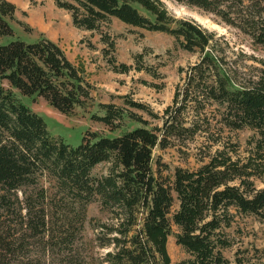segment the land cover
Instances as JSON below:
<instances>
[{
	"label": "trees",
	"instance_id": "trees-1",
	"mask_svg": "<svg viewBox=\"0 0 264 264\" xmlns=\"http://www.w3.org/2000/svg\"><path fill=\"white\" fill-rule=\"evenodd\" d=\"M174 1L220 18L264 48V0ZM55 4L70 14L77 29L98 32L115 19L165 33L183 50L198 53L199 61L181 69L186 87L165 109L162 127H138L115 137L88 132L79 146L71 147L50 136L44 120L14 90L72 115L91 99L82 70L46 38L0 44V264H54L55 255H63L58 264H73L86 208L94 202L118 219L117 236L103 244L114 246L106 255L108 264H170L167 242L174 228L176 244L188 255L178 264H229L222 250L231 243L223 229L233 221L232 210L264 218V188L257 189L251 180L264 170L252 160L241 163L219 152L194 171L176 169L169 182L154 175L152 153L157 146L167 147L172 137L186 139L197 131L182 116L191 102L215 103L223 109L227 128L255 130L258 147L264 149V69L256 78L238 82L218 54L216 35L193 20L175 18L161 0ZM16 11L14 4L0 0V37L13 35L5 17L13 19ZM101 41L114 47L105 34ZM117 71L128 68L121 65ZM101 108L105 113L96 120L114 132L124 112L113 104ZM101 163L110 164L108 174L96 177L92 171ZM43 178L50 181L51 192L41 185ZM175 202L178 209L172 212ZM139 215L142 228L134 230ZM236 264H242L239 258Z\"/></svg>",
	"mask_w": 264,
	"mask_h": 264
},
{
	"label": "rangeland",
	"instance_id": "rangeland-1",
	"mask_svg": "<svg viewBox=\"0 0 264 264\" xmlns=\"http://www.w3.org/2000/svg\"><path fill=\"white\" fill-rule=\"evenodd\" d=\"M7 1L14 4L17 11L13 19L5 17L13 35L1 36L0 44L49 39L82 70V76L90 86L91 99L77 107L72 115L60 113L37 96H23L14 90L17 98L44 120L50 136L62 139L71 147L79 146L88 132L115 137L138 127H162L165 109L174 105L177 90L186 87L181 69L186 70L199 61L198 53L183 50L173 37L165 33L127 26L115 19L98 32L84 31L73 26L70 14L58 8L55 0ZM161 1L175 18L193 20L216 35L218 54L223 56L225 67L238 82L256 78L264 69V48L254 45L239 30L199 8L181 5L174 0ZM104 34L113 41L112 49L101 41ZM121 65H125L128 71H117ZM102 104H113L124 112L114 132L95 118L104 115ZM176 106H180L179 103ZM222 111L212 102L203 105L189 103L182 116L186 126L195 123L197 131L186 139L170 138L165 148L155 147L151 161L154 175L172 182L176 169L194 171L219 152L241 163L252 160L254 166L264 170V149L258 147V133L250 128H227L221 120ZM109 168L110 164L101 163L92 174L96 177L107 175ZM251 180L257 189L264 188V174ZM41 185L52 191L47 178L41 180ZM177 209L178 202H175L172 212ZM231 212L233 221L230 227L223 229L231 244L222 250L223 256L229 264H236V258L242 264H264V255L260 253L264 248V218L235 210ZM116 216L102 210L99 202L87 206L82 238L75 244L76 251L71 255L73 264H108L106 255L114 252V246L104 247L103 244L117 236L113 232L118 225ZM142 217L139 215L134 230L142 228ZM177 232L174 228L167 242L170 264L188 258L175 242ZM62 257L55 255L53 263L58 264Z\"/></svg>",
	"mask_w": 264,
	"mask_h": 264
}]
</instances>
